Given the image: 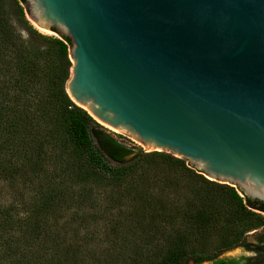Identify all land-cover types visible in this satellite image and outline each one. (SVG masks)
Returning a JSON list of instances; mask_svg holds the SVG:
<instances>
[{
  "label": "trees",
  "instance_id": "16d2710c",
  "mask_svg": "<svg viewBox=\"0 0 264 264\" xmlns=\"http://www.w3.org/2000/svg\"><path fill=\"white\" fill-rule=\"evenodd\" d=\"M26 12L0 0V264H264V233L241 240L264 204L102 130L66 93L69 39ZM220 221L236 238L209 254ZM99 226L107 248L91 252ZM238 247L253 256L222 257Z\"/></svg>",
  "mask_w": 264,
  "mask_h": 264
},
{
  "label": "water",
  "instance_id": "95a60500",
  "mask_svg": "<svg viewBox=\"0 0 264 264\" xmlns=\"http://www.w3.org/2000/svg\"><path fill=\"white\" fill-rule=\"evenodd\" d=\"M24 1L76 106L264 204V0Z\"/></svg>",
  "mask_w": 264,
  "mask_h": 264
},
{
  "label": "rangeland",
  "instance_id": "374dc122",
  "mask_svg": "<svg viewBox=\"0 0 264 264\" xmlns=\"http://www.w3.org/2000/svg\"><path fill=\"white\" fill-rule=\"evenodd\" d=\"M29 23H30V21H29ZM47 37L59 39L57 34L54 32L47 35ZM94 121L102 130H104L105 132L112 135L118 142L125 145L126 147H129L132 149H142L145 151L144 147L140 143H138L137 141L110 129L109 127L99 123L96 120H94ZM3 191H7V189H5L3 187ZM5 196H6V194H5ZM5 196L3 197V199H7V201L5 200V203L9 202L10 199H8V197L7 196L5 197ZM258 214L260 215V218H261V221L259 222L261 225H259L256 230H251V231L246 232L241 237V240L243 239L248 243H256L257 238L264 233V214L263 213H258ZM214 226L217 228L219 233L215 234L213 231L212 234H214V235L208 236V241L206 242V244L204 246L205 251L209 254H214L219 249L226 248L225 243H230V242L234 241V239L236 238L235 232H236V230H238V225L236 222L220 221L217 225H214ZM104 234H105V231L103 228H101V226L94 228V229L93 228L91 229V246H90L91 252L92 251L101 252V251H103V249L107 248L106 240L104 238ZM250 256H253V253L244 251V249H242L241 247L235 248V249L230 250V251H226L225 253L222 254V257L226 258V259H228V258L240 259L241 257H250ZM202 264H212V263L211 262H205Z\"/></svg>",
  "mask_w": 264,
  "mask_h": 264
}]
</instances>
